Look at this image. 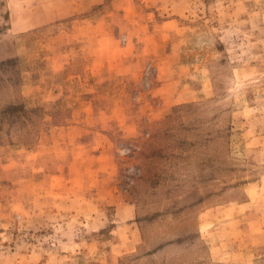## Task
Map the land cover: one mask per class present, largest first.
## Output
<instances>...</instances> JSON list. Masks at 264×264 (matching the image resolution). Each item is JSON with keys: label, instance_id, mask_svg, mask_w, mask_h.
I'll use <instances>...</instances> for the list:
<instances>
[{"label": "rangeland", "instance_id": "1", "mask_svg": "<svg viewBox=\"0 0 264 264\" xmlns=\"http://www.w3.org/2000/svg\"><path fill=\"white\" fill-rule=\"evenodd\" d=\"M0 264H264V0H0Z\"/></svg>", "mask_w": 264, "mask_h": 264}]
</instances>
